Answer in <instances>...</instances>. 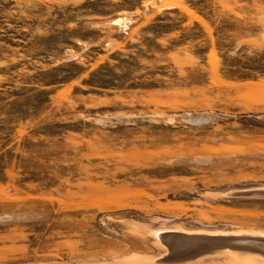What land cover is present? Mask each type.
I'll return each mask as SVG.
<instances>
[{"label": "rangeland", "instance_id": "rangeland-1", "mask_svg": "<svg viewBox=\"0 0 264 264\" xmlns=\"http://www.w3.org/2000/svg\"><path fill=\"white\" fill-rule=\"evenodd\" d=\"M0 264H264V0H0Z\"/></svg>", "mask_w": 264, "mask_h": 264}, {"label": "bare ground", "instance_id": "bare-ground-1", "mask_svg": "<svg viewBox=\"0 0 264 264\" xmlns=\"http://www.w3.org/2000/svg\"><path fill=\"white\" fill-rule=\"evenodd\" d=\"M172 237H173L172 235L167 234V235H165L164 240H163V241L166 243V245H168L170 251L177 250L176 245L174 244L175 241H174V239H173ZM176 242H177V241H176ZM180 242H181V241H179V242H177V243H180ZM173 244H174V246H173ZM173 247H174V248H173ZM194 249H195V248L189 250V251L187 252V254H188V253L195 252ZM191 255H192V254H191ZM167 260H168V259H167Z\"/></svg>", "mask_w": 264, "mask_h": 264}, {"label": "water", "instance_id": "water-1", "mask_svg": "<svg viewBox=\"0 0 264 264\" xmlns=\"http://www.w3.org/2000/svg\"><path fill=\"white\" fill-rule=\"evenodd\" d=\"M190 241H192V240H190ZM240 246V245H239Z\"/></svg>", "mask_w": 264, "mask_h": 264}]
</instances>
